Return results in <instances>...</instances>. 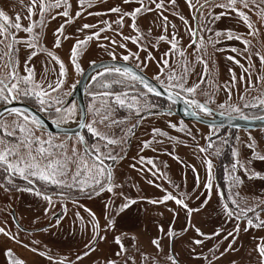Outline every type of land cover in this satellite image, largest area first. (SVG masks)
I'll return each mask as SVG.
<instances>
[{"label":"rangeland","instance_id":"374dc122","mask_svg":"<svg viewBox=\"0 0 264 264\" xmlns=\"http://www.w3.org/2000/svg\"><path fill=\"white\" fill-rule=\"evenodd\" d=\"M160 2L144 0L151 10L139 13L135 21L131 16H124L120 26L116 21L124 12L139 7L138 0H130L129 3L123 0H67V16L62 15L65 6L61 3L60 7L50 8L44 13L42 25L39 0L30 19L28 7L32 0H0V10L11 22H15L17 14L21 17L22 27L35 22L31 34L36 45L34 48L26 46L29 33L10 29L19 41L13 45L12 56L16 75L21 81L20 87L34 90V85L38 84L48 93L46 98H59L61 104L55 106L63 107L65 114L72 109V115L59 122L54 106L49 118L57 125L76 127L80 121L76 103L68 107L64 105L80 75L95 62L124 61L123 56L131 53L124 62L134 65L158 85L178 94L185 101L194 99L198 104H206L208 108L233 117L264 116V104L260 103L264 100V63L261 62V57H264V16L261 15L264 0H254V3L249 0L248 7L240 3L235 5L251 22L255 30L252 35H249L250 29L244 20L231 9L214 7L212 15H207L208 8H204L203 13L197 12V0H191V8L188 0H175L174 4L163 0V8L156 9L155 4ZM216 3H226V0H216ZM114 7H119L121 11H110ZM77 12L80 13L78 16ZM163 17L170 18L167 26ZM133 23L138 32L131 27ZM85 24L92 27L85 28ZM62 25V32H58ZM198 25L201 31L196 33L194 41L187 28ZM217 31L221 33L219 37L216 36ZM229 31L232 38L227 35ZM96 32H99L98 37L92 35ZM140 34H143L140 43L146 45V50L133 43ZM161 35L165 39L157 42ZM173 35L178 40L175 52L171 51L170 43ZM86 37L89 38L86 40ZM58 38L59 47H56ZM201 38L204 46L198 48ZM209 38L211 44L208 43ZM113 40L115 44L111 43ZM244 40L249 42L247 46L242 42ZM77 41L81 44L77 45ZM191 41L194 42L189 46ZM121 43L126 47H119ZM6 44L7 41L0 45V55L3 56L0 77L5 79L9 71L4 66L8 62ZM74 45L78 50L75 65L71 59ZM181 49L183 56L179 54ZM32 52L36 55H31ZM109 52L115 53V59ZM149 54L151 59L147 58ZM164 60L168 61L167 67L163 64ZM61 65L63 77L60 76ZM173 72L174 78L170 81L169 76ZM29 75L34 84L23 82V78ZM157 75L159 79L155 78ZM115 78L125 84L114 81L115 88H110V79ZM61 80L60 87L56 88ZM135 81L115 73H105L103 69L96 72L87 84L86 124L95 121L93 127L114 143L100 140L88 132L87 127L81 135L84 138V145H81L79 137L66 139L64 136L48 135L39 130L38 125L33 126L35 136L43 141L51 139L57 146L50 149L49 155V145L43 144L46 151L41 158L36 153L38 145H34L32 151L37 160L42 165L49 161L64 164L67 178L59 177L65 180L64 185L48 181L56 187L54 191L58 194L51 197V203L43 195L15 187L16 182L11 183L7 191L0 187V229H3L0 232V264H14L15 261H22L23 264H108L109 260L114 264H171L168 259L171 252L178 264H260L257 246H264V227L259 226L264 221V129L231 132L183 121L171 113V104L147 97L146 92L137 88ZM105 84L108 87L105 88ZM176 84L182 85L183 89L195 85V91L189 94L181 87H174ZM48 85L56 90L51 91ZM137 93L147 97L148 105L136 96ZM118 96L125 100L128 111L122 112L119 107L118 117L126 113L128 118H118L116 122L109 117V113H114L112 106L121 105L116 103ZM151 101L155 104H150ZM136 102H139V112L150 108L153 114L135 119L139 114L137 107L130 108L129 105ZM191 106L200 115L210 117L209 113H202ZM233 108L239 111H233ZM3 118L8 122L9 130L13 120L23 121V116L15 114ZM153 129L157 131L154 133ZM19 139L21 134L18 129L10 136H5L3 132L0 147L14 145ZM210 144L212 147H209ZM73 145L76 155L72 154ZM84 147L90 151L93 147L100 149L102 162L98 163L105 171V176L99 177L103 190L92 183L98 172L92 166L94 156L81 159ZM202 148L205 151H201ZM18 151L27 157L23 146ZM206 161L211 164L210 179ZM78 170L81 174L73 182V174ZM108 172L112 174L111 191L107 190ZM6 175L4 167H0V185L4 184L1 180L6 181ZM35 178L39 179L38 176L28 179ZM205 184H209L207 189ZM42 191L51 192L53 187H42ZM166 195L174 199L164 200ZM177 199L182 201L181 205L176 203ZM225 207L232 212L231 217L225 214ZM12 209L22 229L12 221ZM241 209L244 211L241 212ZM57 214L59 218L52 220ZM109 221L112 222L111 227L108 226ZM249 221L252 223L249 224ZM237 226L238 232L234 231ZM170 227L174 231L172 238L168 236ZM195 229L210 238L197 235ZM217 232L219 235H212ZM117 237L125 248L123 252L120 251L121 244L116 243ZM154 239L159 242V248L152 243ZM194 239L202 242L195 244ZM9 250L10 254H7Z\"/></svg>","mask_w":264,"mask_h":264},{"label":"snow or ice","instance_id":"6c2138e0","mask_svg":"<svg viewBox=\"0 0 264 264\" xmlns=\"http://www.w3.org/2000/svg\"><path fill=\"white\" fill-rule=\"evenodd\" d=\"M124 3H129L130 0H123ZM175 0H168V3L170 4H174ZM252 2L254 3V0H252ZM61 3L64 4L65 6V11L62 13V15L67 16L68 15V5H67V0H50V2L46 3L45 0H39V11L41 13V25L43 24V15L44 13L49 10L50 8H54V7H60ZM138 3L140 4L139 7L135 8L134 10H132L131 12H124L119 19L116 21V23L120 26H122L123 24V17L124 16H131L133 21H135L136 16L141 13L142 11L148 10L150 11L151 9L147 8V5L144 3V0H138ZM149 3H155V0H149ZM236 3H240L243 7H248L249 4V0H226V3H216V0H197V12L203 13V9L204 8H208L209 11L207 13V15H212L211 13V9L214 7H221V8H225V9H231L232 11L237 12V14L240 16L241 19L244 20V22L248 25L250 31H249V35H252L253 32L255 31L252 28V24L249 21L247 15L245 13H243L242 11H240L239 9L235 8ZM37 4V0H32L31 5L28 7V15H29V19L31 18V15L33 13V9L35 8ZM188 4L189 7H193V5L191 4V0H188ZM156 9H161L163 8V0H161L160 3H156L155 4ZM110 11L112 12H116L119 13L121 10L119 7H114L111 8ZM80 13L77 12L76 15L78 16ZM224 13H221V15H223ZM262 16H264V12L261 13ZM218 18V17H217ZM20 19L21 17L19 16V14L16 15V19L15 22H11L10 18L4 13V11L0 10V45L5 44V41H7L6 47L8 48V62L7 64H5L4 66L7 67L9 69L8 74L6 79L4 77H0V99L3 100H9V99H18L22 96H29V95H34L36 97V99L39 101L40 104V110L43 111L45 108V105H47V107L49 109H52L55 105H60L61 104V100L59 98H50V99H44V97L48 96V93L45 92L38 84L34 85V90H30L28 87H24L21 88L20 84L21 81L20 79L17 77L16 75V70H15V66H14V61H13V56H12V52H13V45L16 43H19V41L16 39L15 33L11 32L10 29L15 28L17 31L23 30L27 33L30 34L29 39L27 41H25L26 46L29 48H34L36 47V45L33 43V39L34 37L31 35L33 33V27L35 25V22L29 23V25L25 28L22 27L21 23H20ZM181 19L183 20V17H181ZM196 17L193 16V20H195ZM163 20L165 22V26H167V17H163ZM106 23V22H105ZM184 23L187 25V21L185 20ZM83 27L85 28H89L92 27L91 25L85 24ZM131 27L133 28L134 31H139L138 28L136 27L135 23H133L131 25ZM173 28H175V26H173ZM63 30V25L61 26L60 29H58V32H62ZM105 29H101L100 31H104ZM187 31H189L193 37H195L196 33L198 31H201V28L199 27V25L196 28H192V27H188ZM93 36H99V32L93 33ZM122 35V34H121ZM149 35H150V31H149ZM221 33L219 31L216 32V36H220ZM229 38H232V33L229 31L227 33ZM66 38V37H65ZM89 37H86L85 39L87 40ZM143 38V34H140L136 37V39L133 40V43H137L138 46L142 49V50H146V45L143 43H140V41ZM237 39H240V37H236ZM105 39H107V37H105ZM123 39H132L131 37H123ZM165 36L161 35L157 38V42H159L160 40H164ZM194 41L190 42V45L193 43ZM246 46L249 43L248 41L244 40L242 41ZM111 43L115 44V41H111ZM171 51L175 52L178 48V40H177V36L173 35L171 37ZM208 43L211 44L212 41L209 38ZM81 44L80 41H77V45ZM56 47H59V38L57 39L56 42ZM204 46V40L203 38H201V40L199 41L198 44V48L199 47H203ZM119 47L121 48H125L126 45L121 43L119 45ZM153 47H155V45H153ZM233 51H235V49H233ZM168 53H166L165 55H167ZM179 54L181 56L184 55L183 50L181 49L179 51ZM31 55H36L35 52H32ZM49 55L51 56L52 54L49 53ZM78 55V50L76 45L73 46L72 51H71V59L73 64H76V57ZM109 55L113 57V59H115V53L114 52H109ZM129 55H132L131 53H129ZM129 55H124L123 56V60L127 61L129 59ZM257 55H259V53H257ZM148 59H151V55L149 54V56L147 57ZM29 59H31V56H29ZM53 59H56V57H53ZM137 60H139V57H136ZM197 59H200V57H197ZM3 60V56L0 55V61ZM203 62V61H201ZM261 62L264 63V57H261ZM143 63V62H141ZM163 64L165 67L168 66V61L164 60ZM27 70V69H26ZM104 72L105 73H115L118 74L121 77L124 78H131L132 80H137L140 79L139 77H137L134 73H132L128 68H118L115 66L112 67H105L104 68ZM64 75V69L63 66L61 65V69H60V76L63 77ZM99 75V73H98ZM156 79H159V75H157L155 77ZM174 78V72L172 74H170L169 76V80L171 81ZM95 79V78H94ZM7 80V82H6ZM23 82L25 84H34V82L31 80V75L26 76L23 78ZM117 82H121L122 81H117ZM10 83V86H9ZM62 83L61 81L57 82L56 88H59L60 85ZM105 88L108 87L107 84L103 85ZM144 86L145 88H147L148 92H152L155 93L156 90L154 88H152L147 81H144ZM172 86V85H170ZM174 87H181L182 85L180 84H176L174 85ZM195 85L193 87H189L186 89H183V91H186L187 93L191 94L194 93L195 91ZM48 88L51 91H55L56 88H52L51 85H48ZM105 95H107V93H104ZM158 94V93H157ZM178 95V94H177ZM172 97V93L169 92V99L171 100ZM133 100L135 101V98H133ZM188 104H191L195 107H197L199 109L200 112L207 114L209 112V109L207 108L206 104H198L197 101H195L194 99H186L185 101ZM116 103H119L121 105H123L125 103V100L120 98L119 96L116 98ZM261 104H264V100L260 101ZM247 106V105H246ZM255 106V105H253ZM129 107H137V114L139 113V102H136L133 105H129ZM220 107H224V105H220ZM233 111H239V109L237 108H233ZM65 109L63 107H59V106H55V113L57 114V119L59 122H64L65 119L70 118L72 115L73 110L72 109H68L66 114H65ZM95 111H99V110H95ZM11 114H15V116L17 117H21L23 116V121L21 122L19 119L13 120L11 122V130H9V124L7 121L4 120V118L2 116H0V130H2L5 134V136H10L13 135L16 130H19V133L21 134V139H19L16 144L14 145H8V146H3L0 147V167H4L5 172L11 174V175H15L18 174L20 175L22 178L24 179H28L29 177H33V176H38L39 179L43 180V181H51V183L56 184V185H64L65 184V180L59 179V177H65L67 178V168L64 166V164H60L58 161H49L46 164H41L37 158H36V154L33 153L32 149L34 145H38V147L36 148V153L39 154L41 156V158L44 157L45 151L46 149L42 146L43 144H48L49 145V152L48 154L51 155V151L50 149L57 147L56 145H54L50 140L48 141H43L41 140L40 137L35 136V128L33 126L39 125V121L36 120L35 117H31L29 115H25L22 113V111L20 109H16L13 108L11 109ZM107 117H103L102 119H106ZM93 123H95V121L89 122L88 124H81V127H87L88 132L92 133L93 135L97 136L100 140H107L108 144L114 143V141L110 140L107 138V136L100 132L98 129L93 127ZM157 130L153 129V132L155 133ZM0 143H3L2 141H0ZM79 143L81 145H84V138L83 136H79ZM146 146H147V142H145ZM23 146L26 150H27V157L25 158V156L20 155L19 154V147ZM59 147H63V145H60ZM105 147H107V144L105 145ZM209 147H212V145L210 144ZM201 151H205V149H201ZM72 154L76 155V147L75 145H73L72 147ZM101 152L99 147H93L92 150L90 151L88 147H84L83 152L81 154V159L84 156H94V160H93V168L98 169L97 172V176H95L92 180V183L99 185L101 187V190H103L104 185L101 183V180L99 179V177L105 176V171L102 167H100V164L98 162H102L101 161ZM235 155V153H234ZM9 157H14V159H9ZM107 158L110 159H115L112 156H108ZM143 159V158H141ZM149 163H151V161H149ZM206 163H208L206 161ZM84 167H87V164L84 165ZM208 168H209V179L211 178V164L208 163ZM81 173L78 170L76 173L73 174V182L76 181V177L79 176ZM107 180H108V185H107V190L111 191L112 190V174L111 172L107 173ZM7 183H11V179L10 176L6 178ZM29 182L31 183V181L29 180ZM7 183L0 185V187H4L5 190L7 191ZM71 186V185H68ZM209 187V184H205V188L207 189ZM39 194V193H38ZM45 199H47L49 201V203H51V197H45ZM164 200H168V199H174L173 197L170 196H165L163 198ZM151 203H159L162 201H150ZM176 203L178 205L182 204V201L177 199ZM233 204H235V201H233ZM125 207H127V204L124 205ZM238 206V205H237ZM186 207V205H185ZM250 211L252 209H249ZM225 214L229 217L232 216V212L228 211L227 208L225 207L224 209ZM244 210L241 209V212H243ZM239 217L237 216V219ZM252 221H249V224H251ZM108 226L111 227L112 226V222L109 221ZM260 227H264V221L259 223ZM186 231V229H183ZM3 229H0V232H2ZM197 235L199 236H205V238H210L208 236H206L204 233H201L199 229H195ZM234 231L238 232L239 231V226H237ZM7 235V233H5ZM212 235H219V233H213ZM229 236L232 235V233H228ZM168 236L170 238H172L174 236V231L173 229L170 227L169 231H168ZM227 237H225L226 239ZM100 239H103V237H100ZM235 239V238H233ZM202 241L200 240H193V243L195 244H200ZM116 243L121 244L120 238L117 237L116 238ZM152 243L154 245H156L157 248L160 247L159 242L157 240H153ZM215 248V246H214ZM229 248H231V244H229ZM226 251L228 249H225ZM120 251L123 252L125 251L124 246L121 244V248ZM257 251L260 253L261 256V260H260V264H264V246L258 245L257 246ZM7 254H10V250ZM215 258V257H214ZM168 259L171 261V264H178V262L175 260V258L172 255L168 256ZM14 264H23L22 261H15ZM108 264H114L113 261L109 260Z\"/></svg>","mask_w":264,"mask_h":264},{"label":"water","instance_id":"95a60500","mask_svg":"<svg viewBox=\"0 0 264 264\" xmlns=\"http://www.w3.org/2000/svg\"><path fill=\"white\" fill-rule=\"evenodd\" d=\"M195 38L196 35L194 37V41ZM112 66L121 69L128 68L132 73H134L137 77L140 78L137 79L136 81L146 91L148 90L144 86V81H147V83L156 90L155 93L152 92L149 93L161 100L170 103L173 106V110H172L173 115L177 116L183 121L194 122L209 128H230L239 131H253V130L264 129V116L258 118H239L214 111L213 109L207 107L209 109L208 113L210 114V117H204L200 115L197 112V110L194 109L190 104L186 103L185 100L181 98L179 95L158 85L154 80H152L149 76H147L144 72H142L134 65L118 60H102L95 62L91 64L89 67H87L81 74L77 84L75 85L72 93L70 94L66 102V104L75 102L80 112V121L77 124V126L74 128L73 127L66 128L57 125L56 123L45 117L42 113H40L38 110L34 109L33 107L25 103L15 102V101H12L11 103H8L0 107V116H4L5 114L11 112V109L13 108L20 109L22 112L27 113L29 116L35 117L36 120L39 121V127L47 133L63 135L66 137H72V136L79 137L82 135V132L85 129V127H81L80 125L81 124L86 125L88 119L87 105L85 102V90L87 84L89 83L90 79L96 72L103 70L105 67H112ZM169 92L172 93L173 98L171 100L169 99ZM10 217L12 221L15 223V225L20 229H22L16 220L15 211L13 209L11 210ZM57 218H59V214L53 216L52 220H55ZM171 249H172V241L170 242V252ZM171 255L173 256L172 252Z\"/></svg>","mask_w":264,"mask_h":264},{"label":"flooded vegetation","instance_id":"af4514ba","mask_svg":"<svg viewBox=\"0 0 264 264\" xmlns=\"http://www.w3.org/2000/svg\"><path fill=\"white\" fill-rule=\"evenodd\" d=\"M195 21V20H194ZM194 26H196V25H194ZM81 76V75H80ZM80 78V77H79ZM79 80V79H78ZM6 82H7V80H6ZM78 82V81H77ZM9 86H10V83H9ZM22 88V87H21ZM44 99H49V98H46V97H44ZM66 100H68V98L66 99ZM65 100V101H66ZM12 101H15V102H21V103H25V104H27V105H29V106H31V107H33L34 109H36V110H38L40 113H42L45 117H47L48 119H50L49 118V115H51V112H53L54 111V109H49L48 107H47V105H45V108H44V110L43 111H41L40 110V104H39V101L36 99V97L34 96V95H29V96H22V97H20V98H18V99H9V100H3V99H0V107H2V106H4V105H6V104H8V103H11ZM67 102V101H66ZM73 103V102H72ZM71 103H69V104H65L64 105V107H68L69 105H70ZM215 111V110H214ZM217 112H219V111H217ZM172 113V112H171ZM220 113H222V112H220ZM262 113H264V106H262ZM9 114H11V112H9L8 114H6V115H4V116H7V115H9ZM173 114V113H172ZM150 115V114H149ZM4 116H2V117H4ZM143 116H146V115H141L138 119L140 120ZM51 120V119H50ZM138 120V121H139ZM192 123H194V122H192ZM197 124V123H196ZM198 125H200V124H198ZM200 126H202V125H200ZM206 127V126H205ZM209 128V127H208ZM38 129L39 130H41V131H43L40 127H39V125H38ZM219 129H222V130H225V131H231V132H238L239 130H234V129H230V128H219ZM43 132H45V131H43ZM84 132V131H83ZM82 132V133H83ZM240 132H246V131H240ZM0 135H3V132L2 131H0ZM46 134H48V135H56V134H50V133H47V132H45ZM56 136H62V135H56ZM66 139H70V138H72V137H76V136H72V137H66V136H64ZM229 158H231V157H229ZM109 170H110V168H108ZM215 175L217 174V169H215ZM214 175V176H215ZM7 177H9L10 176V179H11V183L12 184H14V182H16V183H25V184H28L27 186H29L31 183H33V182H36L37 180H36V178H35V180H30V179H24V178H22V177H20V176H16V175H11V174H9L8 173V175H6ZM224 176H223V171H222V169H221V179L223 178ZM29 180L31 181V183L29 182ZM216 180V179H215ZM4 184L5 183H7V181H3V180H1ZM217 181V180H216ZM11 183H7V187H10L11 185ZM217 188H218V190L220 191V188H219V185L217 186ZM19 189H23V188H19ZM25 189V188H24ZM26 190H30V191H34V192H36V193H38L37 191H35V190H32V189H26ZM40 194V193H39ZM40 195H42V194H40ZM58 196V194H54L53 196H51V197H57Z\"/></svg>","mask_w":264,"mask_h":264},{"label":"trees","instance_id":"16d2710c","mask_svg":"<svg viewBox=\"0 0 264 264\" xmlns=\"http://www.w3.org/2000/svg\"><path fill=\"white\" fill-rule=\"evenodd\" d=\"M110 81L112 82V85H110V88H111V86L113 87L112 89H114L115 88V85H113V83H114V81H119V79H117V78H115V79H110ZM135 81V80H134ZM123 82V81H122ZM122 84H125L124 82L122 83ZM135 84L137 85V88L138 89H141L142 91H144V92H146V94H147V97H149V98H152L154 101H156V102H160V100L161 99H159V98H157V97H155V96H153L152 94H150L148 91H145V89L141 86V85H139L136 81H135ZM116 88L117 89H119L117 86H116ZM123 89H125V90H127V87H123ZM113 91V90H112ZM136 96H139L141 99H143V101L145 102V104L146 105H148L147 104V97L146 96H144V95H141V94H139V93H137V95ZM164 101V100H163ZM152 102V101H151ZM150 102V104H155L154 102H152L151 103ZM164 102H166V101H164ZM166 103H168V102H166ZM170 104V103H169ZM116 105V104H115ZM119 107L120 108H122V112H128L126 109H125V105L123 104V105H116L115 106V108H114V106H112V109L114 110V113H109V117H113L114 118V121H116L117 122V120H118V118H128V116H127V114L126 113H122V115H120V117H118L119 116V112H118V110H119ZM121 113V112H120ZM126 114V115H125ZM149 114H153L151 111H150V108H147V109H142L140 112H139V114L138 115H149ZM138 115L135 117V119H138ZM37 181L36 182H33V183H31L29 186H23L21 183H18L17 185L15 184V187L17 186L18 188H25V189H32V190H35V191H37L38 193H40V194H42L43 196H47V197H51V196H53L54 194H56V191H54L55 189H56V187H54V186H52V185H50V183L48 182V181H43V180H41V179H36ZM39 185V186H38ZM11 187V186H10ZM42 187H44V188H48V187H53V191H51V192H44V191H42Z\"/></svg>","mask_w":264,"mask_h":264},{"label":"bare ground","instance_id":"6f19581e","mask_svg":"<svg viewBox=\"0 0 264 264\" xmlns=\"http://www.w3.org/2000/svg\"><path fill=\"white\" fill-rule=\"evenodd\" d=\"M8 114V113H7ZM6 115V114H5ZM210 115V114H209ZM75 126V125H74ZM74 126H72V127H74ZM77 126V125H76ZM62 127H65V126H62ZM66 128H70V127H66ZM63 136V135H62ZM69 138V137H68ZM108 169V168H107ZM108 171H109V169H108Z\"/></svg>","mask_w":264,"mask_h":264},{"label":"crops","instance_id":"0c3cea01","mask_svg":"<svg viewBox=\"0 0 264 264\" xmlns=\"http://www.w3.org/2000/svg\"><path fill=\"white\" fill-rule=\"evenodd\" d=\"M168 19H170V18H168ZM168 19H167V20H168Z\"/></svg>","mask_w":264,"mask_h":264}]
</instances>
